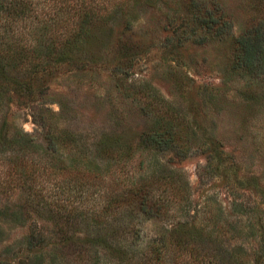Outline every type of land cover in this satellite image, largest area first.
<instances>
[{"label":"trees","instance_id":"16d2710c","mask_svg":"<svg viewBox=\"0 0 264 264\" xmlns=\"http://www.w3.org/2000/svg\"><path fill=\"white\" fill-rule=\"evenodd\" d=\"M67 1H60L55 22L44 17L36 25H23L19 30L16 24L29 18L33 1L0 0L1 172L13 176L27 192L26 207L57 219L55 230L61 239L76 248L84 244L86 264H236L243 249L232 246L228 250L219 245L221 238L236 230L235 226L229 224L225 230L214 223L207 230L205 218L196 219L191 214L194 198L189 183L170 167L200 152L212 175L231 174L237 165L235 157L212 131H196L191 117L175 112L169 102L156 95L150 97L154 106L145 100L140 107L142 115L151 111L154 119L151 128L139 137L136 152L135 147H125L118 139L110 140L103 134L92 153L78 135L62 134L48 123L50 110L45 108L44 113L42 105L47 102L49 84L61 73L80 65L85 68L91 62L83 51L93 30L121 15L124 21L119 43L125 41L121 35L131 32L133 26V6L126 2L109 9L102 5L105 0H77L69 5ZM138 1L149 0H134L131 5ZM249 6L263 15L232 39L227 77L244 81L251 100L258 98L259 92L264 99V0H249ZM180 8H170L165 14L160 46L166 57L179 61L186 45L220 42L231 32V21L216 0H182ZM128 66L119 63L114 70L127 71ZM131 88L125 90L127 98L131 97L127 94ZM133 98L140 101L137 96ZM12 106L28 110L41 128L38 135L28 134L11 122L4 110ZM195 141L199 143L192 150ZM137 152L140 160L136 166L133 158ZM159 155L165 158L162 164L157 161ZM223 166L227 168L218 172ZM48 171L69 182L74 179L91 187L103 185L107 189L99 191L101 203L80 210L67 209L59 201L49 203L37 184L38 179L49 176ZM148 221L160 224L149 236L143 229ZM257 231L260 238L252 264H264V226L259 225ZM216 237L218 244L213 240ZM45 242L43 231L36 229L26 240L29 249L41 248Z\"/></svg>","mask_w":264,"mask_h":264},{"label":"rangeland","instance_id":"374dc122","mask_svg":"<svg viewBox=\"0 0 264 264\" xmlns=\"http://www.w3.org/2000/svg\"><path fill=\"white\" fill-rule=\"evenodd\" d=\"M32 1L33 9L27 13L29 18L16 24L19 30L23 25L28 28L36 25L44 17L55 22L61 0ZM76 1L68 0L66 4ZM133 1L105 0L102 3L109 9L122 2L133 6L132 31L121 35L124 42H117L124 21L121 15L110 19L106 26L94 29L83 51L91 62L85 68L80 65L61 73L50 82L42 111L49 109L48 123L62 134L78 135L92 153L103 134L110 136V140L118 139L125 147H135L136 152L139 137L151 128L154 119L151 111L142 115L140 107L145 100L154 106L150 100L154 95L169 102L175 112L191 117L196 131H212L225 150L235 157L237 165L231 174L212 175L200 152L170 167L182 173L190 185L194 198L191 214L196 219L205 218L207 230L214 223L223 225L225 230L229 224L234 225L236 230L221 238L219 245L228 250L232 246L241 247L243 256L240 255L242 258H238L236 264H252L260 238L257 227L264 226V99L259 92L260 96L251 100L246 83L229 79L227 68L232 39L244 33L263 14L252 10L249 0H216L231 21L230 34L220 42L202 46L188 44L176 61L164 55L160 43L165 35V14L170 8L180 10L182 0L138 1L131 5ZM124 62L129 65L127 71L115 72V65ZM128 87H132L127 92L129 98L124 95ZM148 88L152 92L149 93ZM133 96L140 101H133ZM5 112L24 132L34 136L40 133L41 128L33 122L26 108L12 106ZM39 142L45 147L42 140ZM198 143L191 145L192 150ZM138 154L133 158L136 166L140 160ZM163 157H157L158 163L164 162ZM225 168L227 166L217 171ZM1 169L0 166V264H21V261L23 264H86L83 260L86 256L82 254L84 244L76 248L61 239L55 230L57 219L26 207L27 192ZM37 184L49 203L59 201L67 209L77 210L101 203L99 191L107 189L74 179L69 182L60 174L43 176ZM62 214L64 219L65 213ZM159 227L155 221L143 224L148 236ZM35 229L43 231L46 242L41 248L29 249L26 240ZM213 240L218 244L217 237Z\"/></svg>","mask_w":264,"mask_h":264}]
</instances>
